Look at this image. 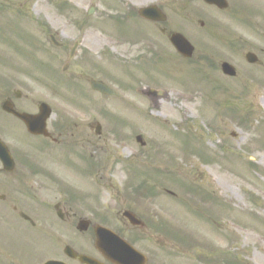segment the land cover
I'll use <instances>...</instances> for the list:
<instances>
[{
    "label": "rangeland",
    "instance_id": "374dc122",
    "mask_svg": "<svg viewBox=\"0 0 264 264\" xmlns=\"http://www.w3.org/2000/svg\"><path fill=\"white\" fill-rule=\"evenodd\" d=\"M157 1L168 2L165 35L182 32L191 58L128 9ZM227 1L222 12L199 0H0V78L25 83L29 111L43 99L102 126L100 137H70V152L50 149L62 186L106 205L115 227L134 208L151 226L143 245L155 264H264V0ZM247 51L260 65L246 63ZM89 74L106 78L115 97L93 94ZM139 87L168 94L151 108Z\"/></svg>",
    "mask_w": 264,
    "mask_h": 264
},
{
    "label": "flooded vegetation",
    "instance_id": "af4514ba",
    "mask_svg": "<svg viewBox=\"0 0 264 264\" xmlns=\"http://www.w3.org/2000/svg\"><path fill=\"white\" fill-rule=\"evenodd\" d=\"M17 92L11 84L0 83V140L11 156V165L7 168L0 159V264H47L51 261L57 262L54 264H86L80 259L82 256L100 264H115L95 245L98 225L111 227L140 253L146 250L141 244L144 235L138 232L144 227L131 226L121 218V226L113 228L107 206L90 205L88 201L76 200L73 194L60 193L55 188L60 177L52 166L56 161L29 156L24 124L1 109L4 102H10L16 111H28L24 104H19L24 97ZM91 127L56 116L53 122L48 120L49 134L37 138L44 140L47 147L63 146L70 137L88 135L83 131L92 130ZM122 210L133 211L134 208ZM147 250L140 258L135 252L125 253V264H155L153 252L150 248Z\"/></svg>",
    "mask_w": 264,
    "mask_h": 264
},
{
    "label": "water",
    "instance_id": "95a60500",
    "mask_svg": "<svg viewBox=\"0 0 264 264\" xmlns=\"http://www.w3.org/2000/svg\"><path fill=\"white\" fill-rule=\"evenodd\" d=\"M210 2H214V3H218L217 0H207ZM219 5H223L222 3H218ZM138 14L146 19H150V20H158V21H163L165 19L164 14H162V12H160V10L158 8H156V6H148L145 8H140L138 9ZM170 40L172 41V43L176 46V48L182 52L184 55H190L192 47H190L186 41L178 34H174L171 36ZM246 58L248 61H255V57L253 54H246ZM223 70L224 72L228 73V74H233V71L230 69V67L226 64H223ZM92 85L94 87H96L97 89H102L101 91H104L106 93H110V91L108 89H106L105 87L98 85L96 83H92ZM153 93V91H151ZM150 91H148V94H151L152 97L154 99H156L158 97V95L156 94H152ZM7 109V108H6ZM40 110L41 113L32 116V115H27V114H21L19 116H21V118L24 120L25 124L27 125L29 131L34 132V133H40L43 131V119L49 114L48 113V109H46V107L40 106ZM46 111L43 113V111ZM139 139V138H138ZM125 216L128 217V219L130 220L131 223H135V221L133 220V217L129 214V213H124ZM99 243L97 244L98 246H100L99 244H101V239L100 237L98 238ZM108 247L110 246L109 244H107ZM109 248H107L108 250ZM115 252V251H114Z\"/></svg>",
    "mask_w": 264,
    "mask_h": 264
}]
</instances>
